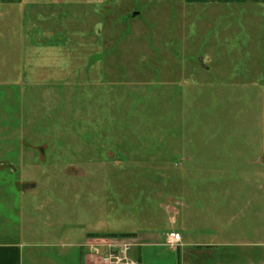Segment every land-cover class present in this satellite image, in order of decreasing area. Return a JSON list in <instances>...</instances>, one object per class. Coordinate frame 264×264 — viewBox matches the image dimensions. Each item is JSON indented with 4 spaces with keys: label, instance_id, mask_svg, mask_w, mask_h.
<instances>
[{
    "label": "rangeland",
    "instance_id": "1",
    "mask_svg": "<svg viewBox=\"0 0 264 264\" xmlns=\"http://www.w3.org/2000/svg\"><path fill=\"white\" fill-rule=\"evenodd\" d=\"M251 1L2 0L9 264H264ZM146 230L198 245L132 247Z\"/></svg>",
    "mask_w": 264,
    "mask_h": 264
},
{
    "label": "crops",
    "instance_id": "2",
    "mask_svg": "<svg viewBox=\"0 0 264 264\" xmlns=\"http://www.w3.org/2000/svg\"><path fill=\"white\" fill-rule=\"evenodd\" d=\"M0 4H2V0H0ZM249 4L257 6L260 10L259 17L258 18L256 17L257 18L256 21L260 22L261 41L259 43L260 60L258 61V63L256 62L257 64H256V69H255V71L258 72V76H256L257 83L255 85L259 88L260 94L262 95V102H263V105H262V114H263L262 115V125H263L262 143H264V1L263 0H253ZM171 233L173 232H169V233L162 232L161 233V232H157L156 230H146L143 233H140L139 238H136L139 241L135 244L133 243L132 247L136 245L143 246L145 248H156L157 246H161V247L164 246V247H168L174 252L182 253L183 251V253H185L187 251L185 248L186 246L198 245V243H193V244L186 243V241L184 240L183 233H180L179 231L178 232L174 231V233H178L180 236V239L174 242V240L170 238ZM96 240L97 239H87L86 240L87 243L89 244V247L93 248V250L94 248L96 249V247H98V244L95 243ZM125 240H133V239L132 238L122 239V241H125ZM117 241H118L117 242L118 246L122 245L121 240L120 241L117 240ZM91 254H95V252L90 250L89 254L84 255V260H83L84 264H88V257L91 256ZM186 254H189V252ZM21 257H22V251L15 245L0 246V264H9L6 261V258H8L9 260L12 258H16V259L19 258L21 260ZM141 263L143 264V261Z\"/></svg>",
    "mask_w": 264,
    "mask_h": 264
},
{
    "label": "built area",
    "instance_id": "3",
    "mask_svg": "<svg viewBox=\"0 0 264 264\" xmlns=\"http://www.w3.org/2000/svg\"><path fill=\"white\" fill-rule=\"evenodd\" d=\"M170 238L174 240V242H176V240H179L180 239V236L178 233H171L170 234ZM124 250L126 249H121L117 254H113V257L117 258L118 261H121L122 260V255L121 252H123Z\"/></svg>",
    "mask_w": 264,
    "mask_h": 264
},
{
    "label": "trees",
    "instance_id": "4",
    "mask_svg": "<svg viewBox=\"0 0 264 264\" xmlns=\"http://www.w3.org/2000/svg\"><path fill=\"white\" fill-rule=\"evenodd\" d=\"M131 235H134V234H130V233H121V234H114V237L116 236H120V237H130Z\"/></svg>",
    "mask_w": 264,
    "mask_h": 264
},
{
    "label": "water",
    "instance_id": "5",
    "mask_svg": "<svg viewBox=\"0 0 264 264\" xmlns=\"http://www.w3.org/2000/svg\"><path fill=\"white\" fill-rule=\"evenodd\" d=\"M139 12H135V14L134 15H137ZM201 61H202V58H201Z\"/></svg>",
    "mask_w": 264,
    "mask_h": 264
}]
</instances>
